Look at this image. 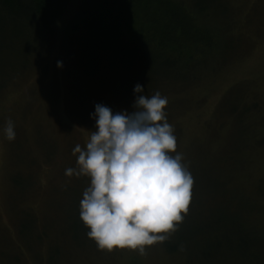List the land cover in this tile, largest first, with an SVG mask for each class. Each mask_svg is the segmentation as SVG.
Returning <instances> with one entry per match:
<instances>
[{
    "label": "rangeland",
    "instance_id": "obj_1",
    "mask_svg": "<svg viewBox=\"0 0 264 264\" xmlns=\"http://www.w3.org/2000/svg\"><path fill=\"white\" fill-rule=\"evenodd\" d=\"M87 1L69 0L63 16L57 21L54 38L36 68L34 66L40 56L36 52L44 50L47 39L30 37L29 30H23V35H19L20 31L15 32L12 25L0 23V88H4L0 92V229L15 239L16 215L20 220L25 211L23 209H26L38 218L39 226L43 225L46 230L43 233L48 236L47 244L38 249L35 247L38 242L34 232L20 235L29 247L26 251L20 250L17 238L13 249L0 246V264H132V260L137 264H177L180 258L168 257L163 242L145 246L143 254L128 248L108 251L99 249L87 234L69 230V221L72 220V226L76 219L67 197L68 185L75 187L80 195L86 187L79 188L85 176L70 177L65 170L77 166L78 154L73 155L72 150L77 144L85 147L91 131L96 127L92 115L78 113L73 106L77 101L83 107L95 104L98 92L114 87L115 80L124 81V90L131 95L134 86L142 80L130 72L117 71L113 65L118 64L115 59L81 60L83 68L91 72H80L79 57L71 50L66 33L82 15ZM207 1L219 21H225L231 13L239 19L236 33L243 27L248 32L246 41L251 46L248 50H239L245 55L239 54L216 74H207L200 83L188 89L187 94L180 93L183 88L173 87L166 92V114L178 110L183 103L187 105L175 122L182 129L177 138L176 152L182 153V163L193 176L194 183L188 211L181 213L183 219L176 222L175 230L164 235L174 238L175 243L178 240L184 243L181 254L184 261L189 260L191 264H199L202 254L206 253L205 243L196 238V232L208 234L211 230L205 226L212 220L233 214L226 204L218 201L221 198L225 200L227 192H238L236 204L240 205L244 198L252 200L260 185L264 188V141H261L264 140V0ZM131 9L116 3L101 6L87 21L99 32L116 30ZM57 61L63 62L62 68L57 66ZM119 89L114 88L115 93ZM157 91L161 92L162 88H144L142 94L149 96ZM109 92L111 94L112 91ZM243 94L252 106L248 113L252 132H249L250 139L242 154L247 161L239 172L237 182L226 184L223 183L225 175L218 174L213 165L219 156L230 155L233 150L242 148L237 140L241 133L238 121L244 118L243 114L230 116L232 109L242 105ZM135 98L136 95L126 97L130 101ZM100 103L114 110L115 101L108 98ZM9 119L14 123L16 132L12 141H8L4 134ZM40 148L53 150V159H45L46 155H42ZM24 150L40 154V167L35 168L34 184L27 192L25 186L9 187L12 170L25 174L33 168L29 164L33 163L34 153L27 156L25 166L21 164ZM10 153L13 156L11 161ZM9 163L13 169H9ZM60 171L68 179L70 177V182L62 183ZM216 178L218 183L213 182ZM55 182L61 184L53 185ZM238 186L244 189L245 196H242ZM202 201L209 204L218 202L219 208L210 212L211 219L193 212L194 206ZM258 203L262 207L259 211L261 222L253 223V226L260 235L264 232V197ZM131 254L133 257H130Z\"/></svg>",
    "mask_w": 264,
    "mask_h": 264
},
{
    "label": "trees",
    "instance_id": "obj_2",
    "mask_svg": "<svg viewBox=\"0 0 264 264\" xmlns=\"http://www.w3.org/2000/svg\"><path fill=\"white\" fill-rule=\"evenodd\" d=\"M113 3L122 6V8L131 7L132 9L117 25L116 30L97 31L91 22L88 23L87 20L101 6L106 7ZM207 3V0H88L84 5L85 9L82 15L69 27L66 39L70 43L71 50L79 57L80 72L82 70L91 72L83 68L81 60L115 59L114 62L118 63L113 64L115 69L120 73L130 72L135 74L137 78L142 79L139 82L144 88H162L160 92L162 96H167L166 92H168L169 87L183 88L180 93L187 94L186 91L191 90V87L200 83L207 74H216L241 54L242 51L239 50L242 48L248 50L251 46L250 42L246 41V37L249 35L243 27H241L238 34L236 33L239 19L232 15L233 13L229 14L225 21H219L215 16L216 13L214 14L213 10L209 9ZM193 4H196L197 7ZM68 5L69 0H0L1 24L12 25L15 32L16 30L20 31L19 35H23V30H29L30 37L40 40L47 39L44 50L36 52L40 56L34 68L40 65L42 54L47 52L45 49L54 38L57 21L63 16ZM245 44L248 47H244ZM244 55L241 54V56ZM113 82L114 87H100L105 88V91L98 92L99 98L96 97L95 104L109 98L115 101L114 112L125 109L133 111L134 101H130L126 97L137 94L128 95L123 87L124 81L115 80ZM114 88L121 89L115 93ZM3 89L0 88V92ZM109 90L112 91L111 94ZM155 93L152 92L151 95ZM248 103L244 96L242 105L232 109L230 116L236 117L239 113L243 114L244 117L240 122L238 121L241 133L237 143H240L241 150H233L230 155L219 156L213 165L218 174L225 175L223 183L226 184L237 182L239 172L247 161L246 156H242V154L246 142L250 139L249 132H252L248 123V113L252 106ZM95 104L83 107L77 101L73 109L78 113L83 112L82 114L85 116H91L95 112ZM184 107H187L185 103L181 104L178 110L166 114L168 122L173 126L176 139L179 134H182V129L175 122H177V117L183 114ZM254 107H257V105H254ZM68 147L71 148L70 145ZM40 149H42L40 150L42 155H46L45 159H53V150L52 152L43 148ZM29 154H33L32 165L28 163L29 167L33 166V168L28 169L25 174L12 170L13 173L9 177V187L11 185L15 187L25 186L26 189H24L27 192L34 184L32 179L33 174L36 172L35 168L40 167V161L38 160L40 154L35 153L34 150H24L20 160L24 166ZM12 158L11 154L10 161ZM9 164V169H13L11 163ZM60 172L62 183L67 180V182H70V177L68 179L62 171ZM213 182L218 183L217 178ZM89 183L88 177L85 176L81 179L79 188H87ZM58 184L61 183H53V185ZM239 188L243 193L241 195L245 196L244 189ZM83 189L85 191V188ZM67 193L69 204L73 206V216L76 219L72 226V220L69 221V230L72 229L78 233L87 234L90 229L85 226L80 217V201L83 194L80 195L81 192L77 193V189L69 185ZM237 194L238 192H227L225 199L227 201L222 198L221 201H218L226 204L234 215L231 214L212 220L205 226V228L211 230L208 234L196 232V238L199 237V240L202 243L204 242L206 246V253L202 254L199 264H264V232L259 235L257 233L259 230L253 226V223L258 224L261 222L259 211L262 210V207L258 202L264 197V188L260 185L256 196L252 200L242 199L240 205L236 204ZM218 202L209 204L207 201H202V203L194 206L193 212L203 215L206 219H211L210 212L219 208ZM23 210L25 211L22 212L20 220L17 217L18 214L16 215V238L18 242L16 238L7 236L0 229L1 247L7 246L13 249V243L17 242L20 250L22 252L23 250L26 251L29 247L23 242L20 235L27 236L29 232L35 234L38 242L35 245L37 249L47 244L48 236L43 233H46L43 225L40 224L39 226L38 218L33 213L26 209ZM66 214L68 216V212ZM173 240L174 238L167 237L163 241V249L166 255L173 259L180 258L181 261H176L177 264H191L189 260L184 261L181 254L184 243L179 242V240L175 243ZM130 257H133L132 254ZM206 261L207 263H205ZM137 263L132 260V264Z\"/></svg>",
    "mask_w": 264,
    "mask_h": 264
},
{
    "label": "clouds",
    "instance_id": "obj_3",
    "mask_svg": "<svg viewBox=\"0 0 264 264\" xmlns=\"http://www.w3.org/2000/svg\"><path fill=\"white\" fill-rule=\"evenodd\" d=\"M143 92L137 83L133 111L95 104V130L85 147L73 148L77 166L65 170L70 177L90 178L80 217L101 250L128 248L143 254L145 246L167 239L164 234L174 231L181 213L188 211L194 179L176 152L165 112L168 99L159 91L151 96ZM4 134L8 141L16 137L10 119Z\"/></svg>",
    "mask_w": 264,
    "mask_h": 264
}]
</instances>
